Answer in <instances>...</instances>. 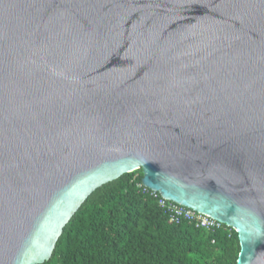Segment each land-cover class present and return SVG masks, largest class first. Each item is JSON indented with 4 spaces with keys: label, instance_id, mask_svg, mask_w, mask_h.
<instances>
[{
    "label": "water",
    "instance_id": "1",
    "mask_svg": "<svg viewBox=\"0 0 264 264\" xmlns=\"http://www.w3.org/2000/svg\"><path fill=\"white\" fill-rule=\"evenodd\" d=\"M137 169L264 264V0H0V264Z\"/></svg>",
    "mask_w": 264,
    "mask_h": 264
},
{
    "label": "trees",
    "instance_id": "2",
    "mask_svg": "<svg viewBox=\"0 0 264 264\" xmlns=\"http://www.w3.org/2000/svg\"><path fill=\"white\" fill-rule=\"evenodd\" d=\"M142 178L137 169L96 187L64 226L51 258L38 264H237L233 227L171 222Z\"/></svg>",
    "mask_w": 264,
    "mask_h": 264
},
{
    "label": "built area",
    "instance_id": "3",
    "mask_svg": "<svg viewBox=\"0 0 264 264\" xmlns=\"http://www.w3.org/2000/svg\"><path fill=\"white\" fill-rule=\"evenodd\" d=\"M152 191L154 196L158 198L160 206L165 208L167 211L171 222H179L182 219H186L194 223L196 227H202L206 229L220 228L225 224L217 218L210 216L209 214L202 213L189 206L167 199L162 195L159 197L157 191Z\"/></svg>",
    "mask_w": 264,
    "mask_h": 264
}]
</instances>
